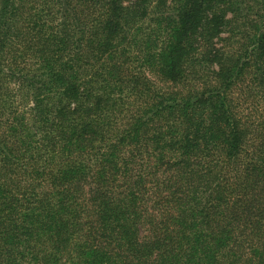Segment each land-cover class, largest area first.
<instances>
[{"label": "trees", "instance_id": "16d2710c", "mask_svg": "<svg viewBox=\"0 0 264 264\" xmlns=\"http://www.w3.org/2000/svg\"><path fill=\"white\" fill-rule=\"evenodd\" d=\"M0 264H264V0H0Z\"/></svg>", "mask_w": 264, "mask_h": 264}, {"label": "rangeland", "instance_id": "374dc122", "mask_svg": "<svg viewBox=\"0 0 264 264\" xmlns=\"http://www.w3.org/2000/svg\"><path fill=\"white\" fill-rule=\"evenodd\" d=\"M128 1H133V0H128Z\"/></svg>", "mask_w": 264, "mask_h": 264}]
</instances>
